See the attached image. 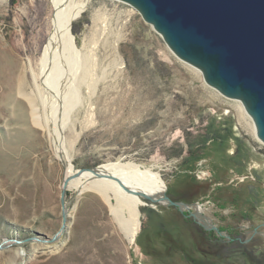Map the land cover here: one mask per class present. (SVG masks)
Wrapping results in <instances>:
<instances>
[{
  "label": "rangeland",
  "instance_id": "rangeland-1",
  "mask_svg": "<svg viewBox=\"0 0 264 264\" xmlns=\"http://www.w3.org/2000/svg\"><path fill=\"white\" fill-rule=\"evenodd\" d=\"M54 9L53 0H0V264H190L186 254L199 261L196 246L209 247L197 230L211 227L195 217L185 223L194 207L143 197L131 242L106 198L76 178L65 184L80 168L119 160L159 172L166 196L199 201L218 228L260 224L258 238L243 233V246L213 244L212 263L264 264V143L254 121L129 3L89 0L72 22L98 82L88 89L87 73L83 103L64 126L66 150L53 122L35 123L23 92L39 91Z\"/></svg>",
  "mask_w": 264,
  "mask_h": 264
},
{
  "label": "water",
  "instance_id": "water-1",
  "mask_svg": "<svg viewBox=\"0 0 264 264\" xmlns=\"http://www.w3.org/2000/svg\"><path fill=\"white\" fill-rule=\"evenodd\" d=\"M120 1L137 9L178 58L201 71L209 86L240 100L264 143V0ZM85 171L121 182L116 175L90 167L78 169L65 184ZM159 202L182 211L191 208L166 194ZM190 214L224 236L216 224L203 223L197 210Z\"/></svg>",
  "mask_w": 264,
  "mask_h": 264
},
{
  "label": "bare ground",
  "instance_id": "bare-ground-1",
  "mask_svg": "<svg viewBox=\"0 0 264 264\" xmlns=\"http://www.w3.org/2000/svg\"><path fill=\"white\" fill-rule=\"evenodd\" d=\"M88 2L89 0H53V29L43 47L40 60L41 85L35 80L39 91L23 92L31 106L35 123L45 126L53 122L55 135L64 150V126L71 120L73 110L83 103L82 84L88 81L90 76L89 81L92 82L87 85L88 89L94 92L98 82V78L92 77L93 73L90 72L93 59L87 51L77 45V38L72 29V22L83 13ZM42 106L45 109L44 114L40 113ZM71 165L68 174L75 171ZM96 167L101 172L118 176L121 182L85 171L79 178L76 177L74 183L77 187L81 186L82 190L94 189L106 198L111 212L120 222L127 238L133 242L141 224L140 207L145 203L143 197L162 200L166 194V183L159 172L151 167L144 168L133 161H112ZM113 198L115 202L112 201ZM190 206L198 212L201 208L200 211L210 214L209 208H199V201Z\"/></svg>",
  "mask_w": 264,
  "mask_h": 264
},
{
  "label": "flooded vegetation",
  "instance_id": "flooded-vegetation-1",
  "mask_svg": "<svg viewBox=\"0 0 264 264\" xmlns=\"http://www.w3.org/2000/svg\"><path fill=\"white\" fill-rule=\"evenodd\" d=\"M201 206H202V204H201ZM201 206H199V208ZM200 209H199V212L201 213L202 221H204V223H206L208 225H210V223L211 224L214 223V221L211 218L207 217V215L203 214L205 212L202 210L200 211ZM193 217L194 216H189L186 213L183 214V220L185 221V223H188L189 226H190V224H191V226H193L197 222L196 219ZM219 229H220V231L224 232V236L214 229H210V230H206L205 228L204 229H198L197 233H199L200 234L199 236H201L203 239H205V241H207V243H208L207 245L209 248H206V250H205V248L203 246H196V247H198L197 251L199 249L198 252L201 254L200 255L201 259L199 261H196V259L194 257L189 256V254H186V256H185L186 262H188L190 264H193V263H195V264H213L212 261L214 260V257L218 256V252L216 250L213 251L211 249L213 244L222 243L225 246H230V247H231V245L236 246V247H238L239 245L243 246L244 245L243 243L248 242V241H246L248 239V235L245 237L243 233H245L246 231H251V236H252V237H250L251 241L255 237L260 236V233H261V232H259V231H261L260 230L261 229L260 224L259 225L258 224L253 225V226H251V225L248 226L246 224H243L242 226H239L236 229H231V228L229 229V228H226L224 226L223 227L219 226ZM227 236H229V237H227ZM231 243H233V244H231ZM238 252H241V251L238 250Z\"/></svg>",
  "mask_w": 264,
  "mask_h": 264
},
{
  "label": "trees",
  "instance_id": "trees-1",
  "mask_svg": "<svg viewBox=\"0 0 264 264\" xmlns=\"http://www.w3.org/2000/svg\"><path fill=\"white\" fill-rule=\"evenodd\" d=\"M202 141H205V139L204 138H202ZM196 142V141H195ZM195 142H193V144L195 143ZM203 143V142H202ZM201 148V147H200ZM199 148V149H200ZM197 150V152H191V154H190V156H192V157H198L199 156V153H200V150ZM178 154H180V152L178 153Z\"/></svg>",
  "mask_w": 264,
  "mask_h": 264
}]
</instances>
